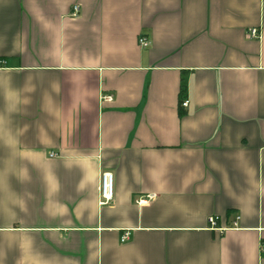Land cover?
Here are the masks:
<instances>
[{
    "label": "crops",
    "instance_id": "obj_1",
    "mask_svg": "<svg viewBox=\"0 0 264 264\" xmlns=\"http://www.w3.org/2000/svg\"><path fill=\"white\" fill-rule=\"evenodd\" d=\"M261 242L264 0H0V264H264Z\"/></svg>",
    "mask_w": 264,
    "mask_h": 264
},
{
    "label": "built area",
    "instance_id": "obj_2",
    "mask_svg": "<svg viewBox=\"0 0 264 264\" xmlns=\"http://www.w3.org/2000/svg\"><path fill=\"white\" fill-rule=\"evenodd\" d=\"M78 13H79V6L78 5H73V7H72V15H76ZM248 35L251 36V37H258L259 36V31L256 28H252V29H250L248 31ZM138 42H139V45H141V46H146L147 43H148L146 38L143 35L139 36ZM102 98L104 100L111 101L112 100V95L104 94V95H102ZM187 104H188V100L187 99H184L181 102V105L183 107L187 106ZM99 192H100V201H99L100 204H106V203H109V202H111L113 200V174L110 171H103L101 173V181H100ZM151 197H153V195H150V196L146 197V199H140L137 202L139 204L140 203L141 204L142 203H146L149 200V198H151ZM217 219H218L217 216H209L208 222H209L210 226L213 229H217V230L222 231L223 230L222 228L216 227L217 226ZM233 223L236 224L235 221ZM128 236H129V232L127 231V232H125L124 234L121 235L120 240L122 242H124L126 239H128ZM260 250L264 251V242L260 243Z\"/></svg>",
    "mask_w": 264,
    "mask_h": 264
}]
</instances>
